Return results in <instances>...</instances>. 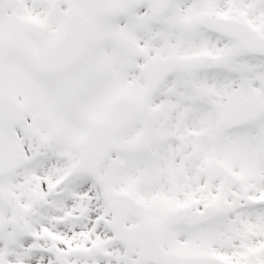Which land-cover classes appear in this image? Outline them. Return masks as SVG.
Listing matches in <instances>:
<instances>
[{"label":"snow or ice","instance_id":"6c2138e0","mask_svg":"<svg viewBox=\"0 0 264 264\" xmlns=\"http://www.w3.org/2000/svg\"><path fill=\"white\" fill-rule=\"evenodd\" d=\"M0 264H264V0H0Z\"/></svg>","mask_w":264,"mask_h":264}]
</instances>
